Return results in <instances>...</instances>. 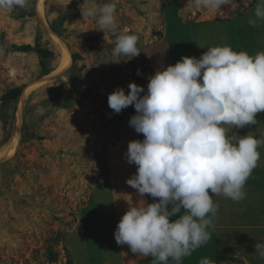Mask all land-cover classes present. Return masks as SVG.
I'll use <instances>...</instances> for the list:
<instances>
[{
	"label": "rangeland",
	"instance_id": "rangeland-1",
	"mask_svg": "<svg viewBox=\"0 0 264 264\" xmlns=\"http://www.w3.org/2000/svg\"><path fill=\"white\" fill-rule=\"evenodd\" d=\"M260 2L233 0L212 11L195 9L190 0H45L42 19L37 0H28L24 8H0L4 44H38L53 53L45 68L34 51L10 48L0 54V149L15 131L19 136L14 157L0 162V264H121L143 258L127 245H118L114 232L131 203L158 198L141 197L133 188L129 193L126 181L136 166L126 161L127 145L144 137L129 126L134 107L115 113L108 95L118 87L127 95L129 83L146 92L148 78L161 67L181 57L199 59L207 47L229 45L249 55L264 51V19L254 15ZM105 3L115 4L117 19L115 30L102 32L98 17L85 12ZM249 19L256 20L254 27ZM52 34L71 57L70 66L58 73L59 50ZM120 34L138 37L137 57L112 55ZM28 86L34 87L23 95ZM17 87L22 89L19 99L2 106V95ZM255 119V125L224 127L229 135L251 133L259 138L264 112ZM258 151L261 155L264 146ZM120 189H128L127 196ZM254 194L245 193L239 203H245L244 208L213 196L219 207L208 231L225 224L232 230H214L215 238L199 247L204 252L200 259L210 253L215 264H264L254 247L264 242V231L247 228L239 234L236 225L263 222L255 214L259 195L256 199ZM231 246L241 250L247 263Z\"/></svg>",
	"mask_w": 264,
	"mask_h": 264
},
{
	"label": "clouds",
	"instance_id": "clouds-1",
	"mask_svg": "<svg viewBox=\"0 0 264 264\" xmlns=\"http://www.w3.org/2000/svg\"><path fill=\"white\" fill-rule=\"evenodd\" d=\"M190 2L195 9L216 11L233 0ZM27 5L28 0H0V8L8 10ZM85 15L98 17L102 32L116 28L113 3L89 8ZM254 15L264 19V0ZM248 23L254 27L256 20ZM137 42L135 34L118 35L112 55L137 57L141 53ZM128 89L125 95L118 87L107 98L115 113L134 107L136 114L128 123L144 137L127 145L126 161L136 166V173L126 183L141 197L149 194L158 202L131 203L114 239L158 264L170 260L180 264L210 238L208 228L219 207L213 196L243 200L245 183L260 160L258 149L264 146V138L251 133L229 135L224 125H255L256 114L264 112V51L249 55L229 45L207 47L199 59L181 57L174 65L161 67L148 78L146 92L135 83H129ZM181 209L183 214L170 222ZM254 247L264 258V242ZM199 264L215 262L204 257Z\"/></svg>",
	"mask_w": 264,
	"mask_h": 264
},
{
	"label": "crops",
	"instance_id": "crops-1",
	"mask_svg": "<svg viewBox=\"0 0 264 264\" xmlns=\"http://www.w3.org/2000/svg\"><path fill=\"white\" fill-rule=\"evenodd\" d=\"M261 131H262V134L260 133L258 136H259V138H264V130L262 129ZM128 189H129L130 195H132V192H131L132 191V187L130 186V187H128ZM128 189L126 190V192H124L125 189H120V191H123L122 193H125L124 196L125 195L127 196ZM251 191L258 193V194H254L255 197H256V199L258 198V195H259L258 202H257V206H258V209L259 210L257 209L258 213H257V211H255V214H258V216L260 218L262 217L263 218V222L260 223V219H259L258 222H257L258 224H253L251 222H247V223H250L252 225L245 224L244 221L239 222V223H236V225L238 227V230L237 231L239 232V234H242V230H245L247 228H249L251 230H263L264 231V152L263 151H262V154L260 155V160L258 161V165H257V169H256L255 173L248 178V180L246 181L245 186H244V192L245 193H250ZM137 195H139V194H137ZM148 196H149L148 194H146V195L144 194L143 197L145 198V197H148ZM237 203H238V206H239L238 208H244V207H246V204L245 203H243L241 206L239 205L240 201L237 202ZM225 210H226L225 212L230 213L228 211V207L227 206L225 207ZM241 212H243V211H238V215H240V214L243 215ZM225 225L226 226H220V228L222 227L225 230H232V229H228V227H229L228 224H225ZM220 228L211 229V230L209 229L211 239L212 238H215V236H214V233H215L214 230L221 231ZM233 235L234 234H232V236ZM221 236H223V235H219L217 237L221 239L222 238ZM226 236H228V235H226ZM226 240L227 239L225 237V241ZM222 241H223V239H222ZM230 242H231V244L234 243V241L232 243L231 238H230ZM206 245H208V241L206 242ZM202 247H203V245H202ZM230 249H232V251H234V253H237L240 256L239 258H241L242 260L245 261V263H247L246 262L247 259L244 257V255L242 254L241 250L236 249L235 247H232ZM205 252H208V251L206 250ZM202 253H204V252L201 251L199 248H197L191 254V256L182 258V260L180 261V264H199L200 258L203 255ZM205 255H206L205 257H207V258H209V259L211 258L210 253L205 254ZM118 257L119 258L121 257L120 256V251H118ZM146 261L152 262V263L153 262L154 263H158L151 256H148V257H143L142 259L134 260L132 262L131 261L130 262H127V263H123L122 262L121 264H142V263H144ZM169 264H173V262L170 260Z\"/></svg>",
	"mask_w": 264,
	"mask_h": 264
},
{
	"label": "bare ground",
	"instance_id": "bare-ground-1",
	"mask_svg": "<svg viewBox=\"0 0 264 264\" xmlns=\"http://www.w3.org/2000/svg\"><path fill=\"white\" fill-rule=\"evenodd\" d=\"M45 0H37V5H36V11L38 16L42 19L43 17V2ZM53 35V34H52ZM53 40L55 41L54 43L56 44V46L58 47L59 50V62H58V66L55 69V72H60L64 69H67L70 64H71V57L69 54V51L67 49V47L63 44V42H61V40L59 38H57L55 35H53ZM39 84V83H38ZM34 86H28L26 87V89L23 92V95H27L31 89ZM19 113V112H18ZM17 130V129H16ZM19 136H18V131H15L10 142L8 143V145L3 148L0 149V162H5L6 160L10 159L11 157H14V154L16 152V149L18 147V140Z\"/></svg>",
	"mask_w": 264,
	"mask_h": 264
},
{
	"label": "trees",
	"instance_id": "trees-1",
	"mask_svg": "<svg viewBox=\"0 0 264 264\" xmlns=\"http://www.w3.org/2000/svg\"><path fill=\"white\" fill-rule=\"evenodd\" d=\"M0 46L4 48V51H8L10 48L24 53L34 51L39 57L40 60L39 65L42 68H45L46 65L45 61L53 57V53L51 51L41 48V46H39L38 44H36L34 48L31 46L15 47L9 44H4L3 39L0 38ZM21 93H22V89L20 87L12 88L7 92H5L1 97L2 106H7L12 104L13 102H16L19 99Z\"/></svg>",
	"mask_w": 264,
	"mask_h": 264
}]
</instances>
